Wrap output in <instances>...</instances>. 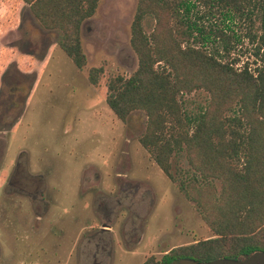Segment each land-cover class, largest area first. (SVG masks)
<instances>
[{"label":"rangeland","instance_id":"obj_1","mask_svg":"<svg viewBox=\"0 0 264 264\" xmlns=\"http://www.w3.org/2000/svg\"><path fill=\"white\" fill-rule=\"evenodd\" d=\"M137 1H100L82 25L87 62L78 68L59 45L60 30L42 27L22 0H0V152L5 153L0 186L12 156L26 149L33 169L46 170L60 212L70 211L62 224L72 219L59 236L16 241L0 231V264H143L175 246L214 236L201 209L179 186L189 167L186 156L173 158L177 182L172 181L140 143L145 112L122 121L106 101L108 79L129 76L138 66L130 43ZM197 4L196 15L211 10L201 19L208 32L224 28L242 35L227 59L239 60V66L255 60L247 32L258 30L259 19L252 25L234 10L224 14L217 6ZM145 26L150 31L153 20L147 18ZM213 37L207 39L211 48ZM94 67L103 68L96 85L89 78ZM185 98L204 103L209 94L201 90ZM15 100L25 106L10 115L7 106ZM3 189L0 200L7 198ZM104 223L113 229L99 239ZM89 238L104 245L103 255L93 256Z\"/></svg>","mask_w":264,"mask_h":264},{"label":"trees","instance_id":"obj_2","mask_svg":"<svg viewBox=\"0 0 264 264\" xmlns=\"http://www.w3.org/2000/svg\"><path fill=\"white\" fill-rule=\"evenodd\" d=\"M100 1L22 0L42 27L61 31L59 45L78 68L87 62L82 25ZM197 2L246 15L252 25L259 19L258 30L247 32L254 61L239 66V60L226 58L242 35L224 28L208 32L201 19L211 10L196 15ZM147 18L153 20L150 31ZM130 43L138 66L129 76L108 79L107 104L122 121L145 112L140 143L172 181L177 182L173 158L186 156L189 167L179 186L214 235L143 264L206 262L264 248V0H138ZM102 72L90 70L92 84ZM201 90L209 94L206 102L185 98Z\"/></svg>","mask_w":264,"mask_h":264},{"label":"flooded vegetation","instance_id":"obj_3","mask_svg":"<svg viewBox=\"0 0 264 264\" xmlns=\"http://www.w3.org/2000/svg\"><path fill=\"white\" fill-rule=\"evenodd\" d=\"M21 91L25 90L21 89ZM11 96L15 97L14 94ZM24 106L25 104H19L15 100L7 106V112L13 115L17 111H21ZM4 155V152H0V162ZM12 157L13 161L10 164L7 177L0 186H3V193L7 197L0 200V231L5 232L16 241L29 240L46 234L59 236L72 223V219L68 223L62 224L61 218L63 219L70 211L63 209V213L60 212L62 207L53 192L55 190L49 189L46 170L44 167L33 169L30 152H27L26 149L17 152ZM58 227L60 228L58 229ZM100 229L101 231L97 232L99 239L104 236L103 229ZM99 239L95 238V242L92 240L89 242V249H92L93 256L104 253L105 247L104 245L100 246ZM262 253H264V248L223 259L232 260L233 262L230 264H264ZM213 260L196 261L207 264ZM245 261L249 262L245 263Z\"/></svg>","mask_w":264,"mask_h":264},{"label":"water","instance_id":"obj_4","mask_svg":"<svg viewBox=\"0 0 264 264\" xmlns=\"http://www.w3.org/2000/svg\"><path fill=\"white\" fill-rule=\"evenodd\" d=\"M261 256L264 260V253H262ZM231 262H233V261L229 260V259L219 258V259H215L213 261H210L207 264H230ZM247 262H249V261H245V263H247ZM179 264H201V263L197 262L196 260L190 259V258H182L179 261Z\"/></svg>","mask_w":264,"mask_h":264},{"label":"crops","instance_id":"obj_5","mask_svg":"<svg viewBox=\"0 0 264 264\" xmlns=\"http://www.w3.org/2000/svg\"><path fill=\"white\" fill-rule=\"evenodd\" d=\"M102 229H103V231L104 232H109V231H111V229H113V227L111 226V225H108V224H103L102 225ZM88 241H90V240H92L93 241V239L92 238H89V239H87ZM88 245H89V243H88Z\"/></svg>","mask_w":264,"mask_h":264}]
</instances>
